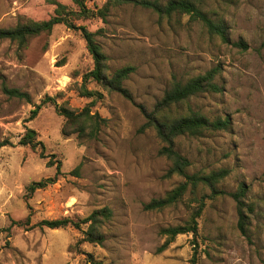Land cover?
<instances>
[{
	"label": "rangeland",
	"instance_id": "rangeland-1",
	"mask_svg": "<svg viewBox=\"0 0 264 264\" xmlns=\"http://www.w3.org/2000/svg\"><path fill=\"white\" fill-rule=\"evenodd\" d=\"M55 1L78 9L74 0ZM151 1L163 5L168 0ZM192 1L222 22L230 43L188 15L159 17L132 3L109 4L104 18L73 21L96 32L108 75L124 66L134 68L123 81L130 98L94 81L86 84L103 94L91 107L105 119L96 137L69 129L63 133L65 118L52 101L25 121L46 97L74 111L91 101L79 93L83 74L93 67L80 31L59 24L23 48L0 39V141L11 142L0 148V264H84L89 256L97 264H264V0ZM106 2L85 1L93 10ZM54 7L48 0H0V28L28 18L46 20ZM238 41L246 48L234 45ZM212 68L218 69L214 80L222 90L199 93L182 109L189 106L209 119L227 116L230 125L178 137L174 148L189 160L188 173L227 169L215 184L220 193L211 195L200 184L171 206L144 209L183 180L166 175L171 163L158 153L165 144L147 125L146 114L174 79L184 82ZM3 86L29 99L8 96ZM25 127L36 131L42 154L40 146L19 145ZM47 178L53 182L28 192L31 182ZM240 185L247 186L244 201L253 207L247 213L248 237L237 228L230 196ZM199 198L204 207L196 234H179L157 252L166 239L161 229L183 225ZM103 207L112 216L99 229L101 244L84 240L86 224L80 229L38 224L64 217L77 221Z\"/></svg>",
	"mask_w": 264,
	"mask_h": 264
},
{
	"label": "trees",
	"instance_id": "trees-1",
	"mask_svg": "<svg viewBox=\"0 0 264 264\" xmlns=\"http://www.w3.org/2000/svg\"><path fill=\"white\" fill-rule=\"evenodd\" d=\"M54 7L53 15L46 20L26 19L24 22L16 24L14 27L0 28V39H8L17 44L19 48L26 47L29 41L46 32H50L56 25L63 24L68 28L77 29L80 31L82 38L85 40L86 48L93 59L92 69L85 72L82 76V83L79 88L81 96L91 98L88 105L84 106L79 111L71 110L65 106L58 105L50 97L42 100L41 104L34 106L30 111V115L25 121L32 120L41 108V105L47 101L54 103L56 111L65 118V125L63 133L66 129L71 132H76L79 136L96 137L100 131L101 125L105 123L97 112H92L91 107L95 104L97 99H102L103 94L98 90L88 89L86 84L94 81L98 86L104 90L117 91L125 97L130 98L127 90L123 87V81L128 78L129 74L133 72L134 68L131 66H124L116 69L111 75L106 73L107 57L101 49L100 44L96 41V32L87 30L84 26H77L74 20L78 18H104L109 4H124L132 3L142 7L153 9L159 17L170 16L173 13L185 14L191 19L200 21L209 32L216 34L225 43H230L226 27L222 22L214 21L204 13L194 1L192 0H168L161 5L151 0H107L103 8L93 10L86 6V0H74L77 10H69L66 5L55 0H48ZM234 45L246 48V44L242 41L234 43ZM218 73L217 68H212L202 75L192 77L186 81L174 79L169 89H167L162 97L156 102L151 112L146 114L147 125L151 126L163 145L159 149V154L164 155L170 161V168L167 170L168 176L179 175L183 180L179 182L174 188L169 190L164 197L159 199H152L144 204V209L155 210L171 206L182 199L184 194L190 190H194L200 185L207 186L211 189L212 194L220 193L215 188V184L219 183L227 174V169H219L211 171L207 174L188 173L187 169L190 165L189 160L174 148L175 140L181 136H198L205 131H218L227 129L230 125V118H215L209 119L201 113L192 110L187 106L186 111H183V104L187 105L190 98L197 96L202 92H220L222 87L215 82V77ZM2 90L8 96L29 99L27 93L18 90L17 88H8L3 86ZM19 145L29 146L36 150L38 146L42 149V143L37 140L36 131L30 127H25L24 133L18 141ZM6 145H11L8 140L0 141V148ZM51 163V162H50ZM79 165L74 169L77 171ZM56 173L60 171V162H57ZM53 182V178H47L39 181L31 182L27 186L29 193L46 187ZM247 186L240 185L239 188L230 193V196L236 203L238 222L237 228L241 235L248 237L247 225L248 214L253 211V207L244 201ZM204 207V199L199 198L197 205L193 206L188 220L183 225L166 227L161 229V234L166 236L164 243L157 249V252L163 251L166 246L173 241L179 234H196L198 227V219L201 216ZM112 216V211L108 207H103L92 211L86 217L77 221L69 218L44 219L38 224L50 229L60 227L73 226L80 229L82 224H86V230H83L84 240L89 243L101 244L103 242V235L100 232L101 225L108 221ZM28 221V218L26 219ZM20 224V222H18ZM97 264L92 256L85 260L87 263ZM191 264H194L192 260Z\"/></svg>",
	"mask_w": 264,
	"mask_h": 264
}]
</instances>
